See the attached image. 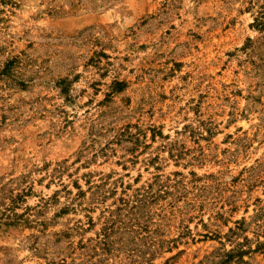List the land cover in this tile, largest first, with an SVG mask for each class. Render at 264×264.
Wrapping results in <instances>:
<instances>
[{
	"label": "rangeland",
	"instance_id": "obj_1",
	"mask_svg": "<svg viewBox=\"0 0 264 264\" xmlns=\"http://www.w3.org/2000/svg\"><path fill=\"white\" fill-rule=\"evenodd\" d=\"M0 264H264V0H0Z\"/></svg>",
	"mask_w": 264,
	"mask_h": 264
}]
</instances>
